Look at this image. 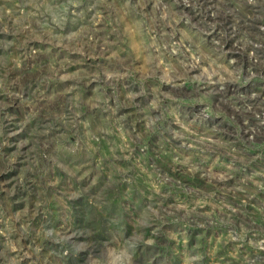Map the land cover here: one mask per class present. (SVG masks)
<instances>
[{"label": "rangeland", "instance_id": "obj_1", "mask_svg": "<svg viewBox=\"0 0 264 264\" xmlns=\"http://www.w3.org/2000/svg\"><path fill=\"white\" fill-rule=\"evenodd\" d=\"M0 264H264V0H0Z\"/></svg>", "mask_w": 264, "mask_h": 264}]
</instances>
